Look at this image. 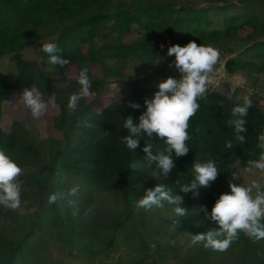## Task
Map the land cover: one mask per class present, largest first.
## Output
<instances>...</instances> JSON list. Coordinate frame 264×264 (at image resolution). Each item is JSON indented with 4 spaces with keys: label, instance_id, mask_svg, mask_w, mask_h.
Listing matches in <instances>:
<instances>
[{
    "label": "trees",
    "instance_id": "1",
    "mask_svg": "<svg viewBox=\"0 0 264 264\" xmlns=\"http://www.w3.org/2000/svg\"><path fill=\"white\" fill-rule=\"evenodd\" d=\"M215 12L220 19L217 26L209 17ZM133 28L142 34L127 40ZM241 32L245 35H240ZM46 35L55 36L53 42L60 49L57 54L69 61L66 66L52 65L48 54L44 53L40 64L51 68L52 73L39 70L20 54L22 49ZM164 37V47H158L155 41ZM189 41L224 51L235 43L250 42L237 56L224 58V69L229 76L238 72L263 74L264 0H0V59L11 55L16 68V73L0 77V102L8 100L11 92L24 88L35 87L45 102L54 94L60 111L53 125L62 134L60 141L36 142L23 123L13 121L9 132L0 126V150L22 169L21 190L25 192L21 193V200L42 195L51 186L64 189L67 182L71 183L70 189H77L75 195L62 191L61 198L47 212L48 225L56 229L60 237L65 238L64 232L70 231L75 232L81 243L89 239L111 247L114 234L123 227L130 228L131 232L150 228L152 240L149 243L141 239L140 251L153 245L166 250L156 242V232L151 228L154 217H150L149 212L157 208L174 217L176 232L186 234L189 241L191 235L217 227L205 219L200 207L206 206L210 212L220 194L230 193L233 165L248 169V161L259 158L257 137L264 131V110L249 100L247 116L242 117L246 121L247 131L242 133L246 140L239 144L228 121L233 119L232 108L245 102L237 101L234 95L223 96L208 90L206 96L197 101L199 110L189 121V153L180 158L173 154L175 169L168 177L156 178L151 174L155 164L149 167L142 149L146 143H151L153 154L162 152L166 147L163 139L155 134L151 138L141 135L140 146L130 151L122 137L128 134L123 129V120L131 115L134 122H138L146 110L145 99L153 98L158 87L147 90L134 83L129 87L130 96L121 97V103L110 104L100 112L90 107L84 98L75 112L68 108L69 98L80 90L77 81L82 69H88L92 81L90 94L98 95L106 81L94 79V69L123 83L125 69L133 65L154 66L167 54L169 46H184ZM72 67L77 77L66 85H56L55 74ZM168 77L179 79L180 73L164 72L163 80ZM132 103L139 108L131 107ZM229 140L233 141L231 149L225 147ZM208 159L216 162L220 171L218 178L209 187H200L198 197L192 192L180 193V187L194 178V163ZM156 184H164L173 194L183 195L188 215L177 217L175 206L167 202L163 207L137 208L135 202L143 197L146 188ZM93 195L110 199L111 211L106 215L89 212L87 207L93 202ZM74 209L78 210L75 215ZM0 216L5 226H20L17 209L0 205ZM40 217L36 214L16 237L5 232L9 227L0 230V264H26L31 241L45 226ZM190 248L187 264H264V239L254 240L244 233L228 248L236 251L234 260L212 262L211 258L222 252L205 248L203 242L192 244ZM86 250L93 252L92 246ZM134 264H146V261L139 259Z\"/></svg>",
    "mask_w": 264,
    "mask_h": 264
},
{
    "label": "clouds",
    "instance_id": "2",
    "mask_svg": "<svg viewBox=\"0 0 264 264\" xmlns=\"http://www.w3.org/2000/svg\"><path fill=\"white\" fill-rule=\"evenodd\" d=\"M42 49L48 54L50 64L66 66L69 63L67 59L57 54L60 49L56 43H44ZM167 55L175 57L171 66L180 73V78L168 77L158 84L159 90L154 93L153 98L145 99L146 110L139 116L138 122H134L131 115L123 120V129H126L128 134L122 137V142L130 151L140 146L141 135L151 138L155 134L156 137L163 139L166 147L162 152L153 154L151 143H146L142 149L146 153L149 167L155 164L151 174L156 178L168 177L175 169L176 161L173 154L175 158H180L189 153L190 148L187 144L190 139L189 121L199 110L200 105L197 101L206 96L208 85L215 82V66L220 58L218 50L197 44L195 41H189L184 46L171 45L167 49ZM77 82L80 90L71 95L68 102V108L73 112L76 111L79 101L90 94L92 81L87 68L80 71ZM22 101L31 110L33 117L38 118L45 113L49 105L55 106L56 97L52 94L45 102L38 89L24 88ZM130 106L139 108L135 103ZM249 107L250 101L233 107L231 110L233 119L228 121L234 128V139L239 144L246 140L245 135H242L247 131L246 121L242 117L247 116ZM257 140V147L261 150L259 158L248 161V170L264 172V131L260 132ZM225 147L233 148V141H226ZM193 171L194 178L180 187V193L192 192L194 197H198L200 187H209L220 173L213 159L194 163ZM21 175L22 169L18 164L0 150V205L11 210L21 206ZM229 188L230 193L220 194L210 212L206 206L200 207L205 219L217 227L206 233L191 235L193 245L203 242L205 248L224 252L241 233L254 240L264 239V189L256 182L251 186L229 183ZM76 192L77 189H71L72 195ZM61 195L51 194L48 203H56ZM164 202L175 206L174 212L177 217L188 215V208L184 206V196L173 194L164 184L146 188L143 197L136 201L135 205L137 208L151 209L153 206L163 207ZM77 211L74 209L73 214L75 215Z\"/></svg>",
    "mask_w": 264,
    "mask_h": 264
},
{
    "label": "rangeland",
    "instance_id": "3",
    "mask_svg": "<svg viewBox=\"0 0 264 264\" xmlns=\"http://www.w3.org/2000/svg\"><path fill=\"white\" fill-rule=\"evenodd\" d=\"M200 6L207 7V4ZM210 19L215 26L220 21L218 13H210ZM142 32L133 28L131 35L127 40H133L140 36ZM244 36L245 33L241 32ZM55 36L46 35L39 42L30 45L20 51L22 58L25 61L33 63L39 70L47 73H52L49 67H43L40 64V59L44 55L42 45L44 43L53 42ZM166 38L156 40L155 44L158 47L164 46ZM250 42L235 43L228 46L226 51L223 48L211 46L218 50L220 58L215 66V74L219 70L225 71L223 67L224 58L228 55L237 56L244 48L248 47ZM173 56L162 55L154 66H138L133 65L122 72L123 83L114 78L105 77L103 73L98 70H93L94 79L106 81L102 92L98 95L89 94L84 97L85 102L90 105L95 111L100 112L110 104H119L122 102L121 97L130 96V85L138 83L145 89L158 87V84L163 81V73L166 71H174L179 73L172 63ZM15 62L11 55H5L0 59V77L16 73ZM163 72V73H161ZM226 72V71H225ZM234 76V77H233ZM234 79H226L221 84L212 89L208 86L210 92H215L223 96L234 95L239 102L251 101V103L264 110V73L261 75L238 72L233 75ZM77 77L75 68H69L64 73L55 74L54 79L56 85H66L70 80ZM231 78V77H230ZM235 78L237 80H235ZM54 85L55 87H57ZM31 89V88H29ZM22 91L11 92L8 100L0 102V126L5 132H9L13 121L23 123L29 134L36 140V142H43L49 139L60 141L62 134L57 131L53 125V119L59 114V107L49 105L43 115L36 118L33 117L31 110L26 107L22 101ZM145 96H149L145 94ZM232 177L229 183H236L241 186H251L254 182L259 183L264 189V172L256 169L248 170L242 168L239 164L231 167ZM61 188L60 186H51L45 189L41 195L27 196L21 200V206L18 210L19 225L5 226L0 216V230L9 227L5 232L13 237L18 236L27 227V223L32 221L36 214L41 215L44 220V228L31 241L30 250L26 255V264H134L139 259H145L146 264H187V257L192 251V243L186 239V234L176 232L174 217L170 216L165 210L153 209L149 212V216H153L152 227L156 232V242H160L162 248L150 247L144 252L140 251V241L145 239L151 242L152 235L150 228L144 229L140 232H131L130 228L123 227L114 234L111 247L99 245L89 239L85 243H81L75 236V232H64L66 237H60L56 229L51 228L47 220L49 208L54 204L48 203V198L53 193L71 192V183L67 182ZM25 192L21 190V193ZM27 192V191H26ZM83 194V191L80 192ZM68 197H71L70 195ZM93 202L88 206L89 212L101 214L111 211L108 205L110 199L102 195H93L91 197ZM105 235H103V238ZM107 237V236H106ZM250 241V240H248ZM92 246L93 252L88 253L86 249ZM87 247V248H86ZM236 258L235 250H226L219 253L217 256L211 258V261L217 260H234Z\"/></svg>",
    "mask_w": 264,
    "mask_h": 264
},
{
    "label": "built area",
    "instance_id": "4",
    "mask_svg": "<svg viewBox=\"0 0 264 264\" xmlns=\"http://www.w3.org/2000/svg\"><path fill=\"white\" fill-rule=\"evenodd\" d=\"M233 77L229 76V74L227 72H225L223 70H219L217 72V74H215V82L212 84H209L208 86L211 87L212 89H215L216 87H218L221 84V82H223L226 79H229V80L234 79ZM235 80H237V79L235 78Z\"/></svg>",
    "mask_w": 264,
    "mask_h": 264
}]
</instances>
